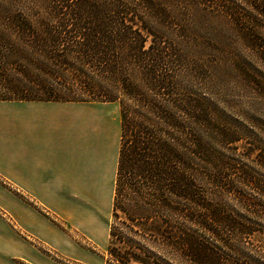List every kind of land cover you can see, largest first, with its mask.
<instances>
[{
	"label": "trees",
	"instance_id": "trees-1",
	"mask_svg": "<svg viewBox=\"0 0 264 264\" xmlns=\"http://www.w3.org/2000/svg\"><path fill=\"white\" fill-rule=\"evenodd\" d=\"M246 1L264 16V0ZM195 5L210 8L0 0V102L119 105L104 264H264V242L252 244L264 227V133L229 123L236 116L210 96L191 59ZM236 7L226 15L248 40L253 17ZM254 46L225 65L257 74L264 100V47Z\"/></svg>",
	"mask_w": 264,
	"mask_h": 264
},
{
	"label": "crops",
	"instance_id": "crops-1",
	"mask_svg": "<svg viewBox=\"0 0 264 264\" xmlns=\"http://www.w3.org/2000/svg\"><path fill=\"white\" fill-rule=\"evenodd\" d=\"M105 104L0 102V172L73 228H105L107 238L103 209L112 206L121 127L117 139ZM16 212L20 227L65 243L38 212L20 204Z\"/></svg>",
	"mask_w": 264,
	"mask_h": 264
},
{
	"label": "rangeland",
	"instance_id": "rangeland-1",
	"mask_svg": "<svg viewBox=\"0 0 264 264\" xmlns=\"http://www.w3.org/2000/svg\"><path fill=\"white\" fill-rule=\"evenodd\" d=\"M209 9L203 7L201 15H197L199 7H190L194 11L195 26L189 39L192 43V60L195 58L203 66L210 96L227 106L236 117L227 119L232 125H241L255 133H264V100L262 89L257 84V74L251 73L249 78L239 74L225 63L229 58L244 59L255 55V44L264 47V16L249 10L246 0H206ZM184 5V2H178ZM233 3V4H232ZM195 4V3H193ZM192 4V5H193ZM237 6V7H236ZM185 7V6H184ZM236 7L244 17H253L256 29L252 30L250 39L242 35V28L231 23L227 13ZM182 8V7H181ZM213 8V9H212ZM243 11V12H242ZM245 11V12H244ZM197 15V16H196ZM182 20L185 18L180 17ZM258 27H257V26ZM110 120L118 139L120 128V108L118 103L101 105ZM225 162L230 155L224 153ZM258 175L264 172L259 170ZM33 209L47 220L48 225L59 230L66 238L65 243L57 244L54 236L47 233L45 239L33 229L19 226L16 220L18 205ZM111 203H107V238L105 228L91 234L73 228L71 223L59 218L50 210L31 200L27 194L19 190L0 172V264H104L108 245V226L110 222ZM56 220H55V219ZM55 220L56 223L53 221ZM105 229V230H104ZM261 235L252 244L264 242V227ZM92 240H90L88 237Z\"/></svg>",
	"mask_w": 264,
	"mask_h": 264
}]
</instances>
